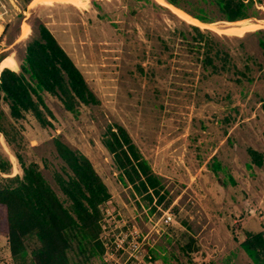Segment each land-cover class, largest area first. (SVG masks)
I'll return each mask as SVG.
<instances>
[{"label": "rangeland", "instance_id": "rangeland-1", "mask_svg": "<svg viewBox=\"0 0 264 264\" xmlns=\"http://www.w3.org/2000/svg\"><path fill=\"white\" fill-rule=\"evenodd\" d=\"M259 1L258 17L199 27L213 33L211 39L239 69L252 67L254 82L241 84L233 71L212 76L204 71L188 43L196 36L195 25L184 15L193 17L165 0L20 2L10 10L0 40V74L6 68L22 72L27 45L42 23L99 104L81 105L72 114L58 98L42 93L51 128L41 127L32 114L12 120L3 104L10 144L0 133V158L10 161L12 176L23 175L21 162L38 164L65 201L55 175L66 176L67 166L54 139L88 157L111 194L103 206V241L112 246L133 230L149 234L144 248L152 260L142 264H255L241 244L247 232L264 234V58L260 36L249 34L264 30V0ZM234 27L248 30L228 32ZM116 125L129 132L160 177L161 203L121 180L102 143ZM251 150L263 156L261 167ZM168 216L172 221L165 224ZM115 253L121 263L134 264L126 252ZM0 264H15L4 236Z\"/></svg>", "mask_w": 264, "mask_h": 264}, {"label": "trees", "instance_id": "trees-1", "mask_svg": "<svg viewBox=\"0 0 264 264\" xmlns=\"http://www.w3.org/2000/svg\"><path fill=\"white\" fill-rule=\"evenodd\" d=\"M32 1L20 0L25 6ZM165 1L206 24L237 23L259 16V0H194L195 4L193 0ZM192 29L196 36L188 41L190 52L204 71L211 76L233 71L237 83L254 82L252 67L247 64L241 70L233 64L230 53L211 39V31L205 34L199 27ZM38 30V37L27 45L22 72L6 68L0 74V133L8 143L3 104L8 106L12 120L20 121L26 114H32L43 128L52 127L50 110L41 95L44 92L58 98L72 114H77L81 105L99 104L82 72L54 35L42 23ZM249 34L260 36L264 58V30ZM102 143L113 157L124 184L132 186L139 195L148 194L150 202L157 196L161 203L164 188L161 179L129 132L120 125L109 127ZM54 144L67 166L66 176L55 175L65 201L46 180L38 164L26 166L16 155L23 175L12 176V164L0 158V174L7 175L0 179V236L6 238L15 264H107L103 260L106 248L102 220L103 206L111 199L110 191L88 157L60 138H55ZM250 154L254 164L261 167L263 156L253 150ZM241 246L255 264H264L262 232H247Z\"/></svg>", "mask_w": 264, "mask_h": 264}, {"label": "built area", "instance_id": "built-area-1", "mask_svg": "<svg viewBox=\"0 0 264 264\" xmlns=\"http://www.w3.org/2000/svg\"><path fill=\"white\" fill-rule=\"evenodd\" d=\"M20 3V0H0V40L3 34L5 33V30L7 28V17L9 15L10 10H15ZM3 42L0 41V45H2ZM172 221V217L168 216L166 220L164 221L165 224H169ZM103 227V226H102ZM157 234H159V231H156ZM149 237V234L143 235L138 230H133L125 235H122L118 237L114 242L113 245H115V250L117 252H126L129 254L128 260L133 259L134 264H142V262L146 259L149 260L148 263L151 262L152 257L147 253L145 250V242H149L147 239ZM149 244V243H148ZM104 245L106 248L105 255L103 257V260L107 264H123L116 256V251L112 250V246L109 245V242L107 239L104 240ZM129 262V261H128ZM128 262L124 263L127 264Z\"/></svg>", "mask_w": 264, "mask_h": 264}, {"label": "bare ground", "instance_id": "bare-ground-1", "mask_svg": "<svg viewBox=\"0 0 264 264\" xmlns=\"http://www.w3.org/2000/svg\"><path fill=\"white\" fill-rule=\"evenodd\" d=\"M184 17H185V19H186V21H188L189 23H191L192 25H195V26H197V27H200V28H213L214 27V25H210V24H206V23H201L200 21H198V20H196V19H194V18H191V17H189V16H187V15H184ZM242 22V21H241ZM231 25H236V24H238V23H230ZM215 28V27H214ZM229 28V27H228ZM211 30V29H210ZM217 30V29H216ZM246 30V28H244V27H234V28H232V29H230L228 32H230V33H238V32H244ZM248 30V29H247ZM246 30V31H247ZM221 31V30H220Z\"/></svg>", "mask_w": 264, "mask_h": 264}]
</instances>
